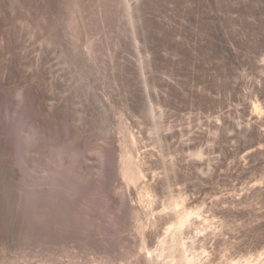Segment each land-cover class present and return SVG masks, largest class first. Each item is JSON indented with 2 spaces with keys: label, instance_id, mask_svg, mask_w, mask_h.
Returning <instances> with one entry per match:
<instances>
[{
  "label": "rangeland",
  "instance_id": "374dc122",
  "mask_svg": "<svg viewBox=\"0 0 264 264\" xmlns=\"http://www.w3.org/2000/svg\"><path fill=\"white\" fill-rule=\"evenodd\" d=\"M180 201L264 264V0H0V264H150Z\"/></svg>",
  "mask_w": 264,
  "mask_h": 264
},
{
  "label": "bare ground",
  "instance_id": "6f19581e",
  "mask_svg": "<svg viewBox=\"0 0 264 264\" xmlns=\"http://www.w3.org/2000/svg\"><path fill=\"white\" fill-rule=\"evenodd\" d=\"M123 170L125 173L123 175H125L127 179L134 181L138 179V170L130 159L125 163V169H122V171ZM184 204L183 201H180L172 205V222L164 232L163 238L158 241L156 248L150 249L144 245L143 248L141 247V249L145 251L144 257L146 262H151L150 264H200L196 256L187 253V244L183 241V230L192 216V212L187 210ZM247 261L249 264L262 263L260 259H248L246 263ZM232 264H240V261H236Z\"/></svg>",
  "mask_w": 264,
  "mask_h": 264
}]
</instances>
